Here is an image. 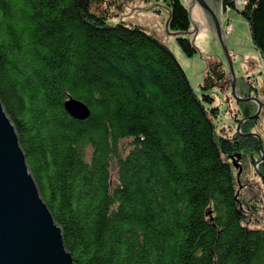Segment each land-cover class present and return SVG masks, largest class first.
Instances as JSON below:
<instances>
[{
    "label": "trees",
    "instance_id": "1",
    "mask_svg": "<svg viewBox=\"0 0 264 264\" xmlns=\"http://www.w3.org/2000/svg\"><path fill=\"white\" fill-rule=\"evenodd\" d=\"M147 1L167 7L168 30L196 56L181 0ZM235 1L222 9L245 19L264 59V0ZM121 5L0 0V100L68 253L75 264H264V229L248 226L237 177L246 156H264L258 118L241 128L255 136L218 134L214 98L196 95L170 48L108 23ZM221 66L210 64L202 90L224 80ZM70 98L89 118L70 116ZM240 105L237 125L257 110Z\"/></svg>",
    "mask_w": 264,
    "mask_h": 264
},
{
    "label": "rangeland",
    "instance_id": "2",
    "mask_svg": "<svg viewBox=\"0 0 264 264\" xmlns=\"http://www.w3.org/2000/svg\"><path fill=\"white\" fill-rule=\"evenodd\" d=\"M222 1L215 0V4L218 21L223 26L222 30L227 42V55L220 43L214 22L206 16L195 0H181L191 17V29L185 36L191 39L200 50L192 58L183 53L177 44V35L168 30L169 13L167 7L160 1L121 0L122 5L119 9H109L111 16L108 23L115 25L123 22L129 26H139L170 48L185 71L196 95L201 98L203 93H208L214 98L213 106L218 107L220 111L219 116L214 119L218 134L231 136L236 131L238 126L236 118L240 119L242 115L241 103H251L257 107L255 114L258 113V122L252 132L261 134L264 149V107H262L264 104V59L251 40L245 19L236 11H224ZM237 1L240 4L239 9H242L246 0ZM228 57L232 60L234 76L230 73ZM214 62L222 65L225 78L216 86L202 90L210 64ZM232 80H234L233 83ZM233 85L236 88L235 96L232 94ZM249 85L257 91L248 93ZM126 144L127 142H123V146ZM253 156H246L242 165L243 171L240 169L242 171L240 199L247 216L248 226L251 229H264V182L262 183L255 175V172H260L258 153L254 152ZM235 164L238 165V162ZM112 181H115L114 172H112Z\"/></svg>",
    "mask_w": 264,
    "mask_h": 264
},
{
    "label": "water",
    "instance_id": "3",
    "mask_svg": "<svg viewBox=\"0 0 264 264\" xmlns=\"http://www.w3.org/2000/svg\"><path fill=\"white\" fill-rule=\"evenodd\" d=\"M206 16L218 29V37L227 55V44L222 25L218 21L215 0H195ZM217 31V30H216ZM231 76L233 64L227 58ZM234 80H232L233 83ZM233 85V96L236 95ZM73 101L87 106L70 98ZM66 108L70 116L86 120ZM66 104V103H65ZM68 112V113H69ZM244 118L238 124L237 132L242 136H255L241 132L244 122L257 118ZM261 142L259 135H256ZM0 264H75L65 246L61 227L55 222L52 213L41 197L39 188L27 164L15 125L7 115L0 100Z\"/></svg>",
    "mask_w": 264,
    "mask_h": 264
},
{
    "label": "bare ground",
    "instance_id": "4",
    "mask_svg": "<svg viewBox=\"0 0 264 264\" xmlns=\"http://www.w3.org/2000/svg\"><path fill=\"white\" fill-rule=\"evenodd\" d=\"M222 28H223V26H222ZM216 30H217V33H218V29H216ZM220 43H221V42H220ZM226 44H227V42H226ZM68 102H69V103H68V106H69L70 111H71L72 113H74V114H76V115H81V116H83V117H85V116L88 115V110L86 109L85 106L79 104V103L76 102V101H73L72 99H70ZM66 105H67V102H66V104H65V109L67 110V112H69L68 109L66 108ZM87 108H88V107H87ZM88 109H89V108H88ZM89 111H90V110H89ZM69 114H70V112H69ZM89 116H90V114L88 115V118H89ZM76 120H78V119H76ZM79 121H83V120H79ZM240 165H241V164H240ZM259 165H260V164H259ZM255 175L257 176V178L261 179L260 172H259V173L255 172ZM261 181H262V180H261ZM208 214L211 215V211H209Z\"/></svg>",
    "mask_w": 264,
    "mask_h": 264
},
{
    "label": "flooded vegetation",
    "instance_id": "5",
    "mask_svg": "<svg viewBox=\"0 0 264 264\" xmlns=\"http://www.w3.org/2000/svg\"><path fill=\"white\" fill-rule=\"evenodd\" d=\"M253 87V86H252ZM253 91V90H252ZM251 91V92H252ZM257 91V90H256ZM256 134V133H255ZM261 148H263V143H262V139H261ZM264 150V149H263ZM263 160H264V156L259 160V163H262L263 162ZM241 163V162H240ZM243 162H242V164H241V168H239L238 169V172H237V174H239V175H237V177H238V179H239V183H241V172L243 171ZM240 169H242V171L240 170ZM262 173V172H261ZM264 174V173H263Z\"/></svg>",
    "mask_w": 264,
    "mask_h": 264
},
{
    "label": "built area",
    "instance_id": "6",
    "mask_svg": "<svg viewBox=\"0 0 264 264\" xmlns=\"http://www.w3.org/2000/svg\"><path fill=\"white\" fill-rule=\"evenodd\" d=\"M237 5H239V2H236Z\"/></svg>",
    "mask_w": 264,
    "mask_h": 264
}]
</instances>
